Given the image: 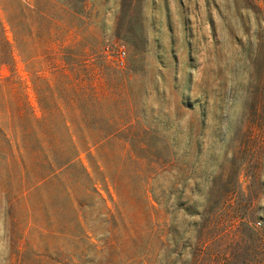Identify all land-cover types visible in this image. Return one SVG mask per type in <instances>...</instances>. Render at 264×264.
<instances>
[{"label":"rangeland","instance_id":"1","mask_svg":"<svg viewBox=\"0 0 264 264\" xmlns=\"http://www.w3.org/2000/svg\"><path fill=\"white\" fill-rule=\"evenodd\" d=\"M0 264H264V0H0Z\"/></svg>","mask_w":264,"mask_h":264},{"label":"built area","instance_id":"2","mask_svg":"<svg viewBox=\"0 0 264 264\" xmlns=\"http://www.w3.org/2000/svg\"><path fill=\"white\" fill-rule=\"evenodd\" d=\"M125 53H126V51H125V49H124V47L122 46L121 48H120V51H119V56H120V63H123L122 62V57L125 55Z\"/></svg>","mask_w":264,"mask_h":264}]
</instances>
